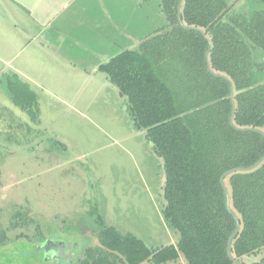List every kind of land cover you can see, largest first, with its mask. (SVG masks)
I'll list each match as a JSON object with an SVG mask.
<instances>
[{
  "label": "trees",
  "instance_id": "1",
  "mask_svg": "<svg viewBox=\"0 0 264 264\" xmlns=\"http://www.w3.org/2000/svg\"><path fill=\"white\" fill-rule=\"evenodd\" d=\"M255 1L253 10L236 12L227 0H160L166 25L100 65L163 159V216L180 240L149 247L108 225L95 207L99 244H75L72 264H167L181 254L187 264H237L227 251L236 220L225 187L240 220L233 258L264 264V159L254 166L264 157V134L256 130L264 132V0ZM7 92L37 119L28 83L13 74ZM6 240L0 229V245ZM65 258L42 263L69 264Z\"/></svg>",
  "mask_w": 264,
  "mask_h": 264
},
{
  "label": "rangeland",
  "instance_id": "2",
  "mask_svg": "<svg viewBox=\"0 0 264 264\" xmlns=\"http://www.w3.org/2000/svg\"><path fill=\"white\" fill-rule=\"evenodd\" d=\"M65 1L57 7L59 19L63 17L61 10H71L72 22L78 24L81 5L91 0H69L63 7ZM159 2L149 1L155 29L166 25ZM227 2L236 12L253 10L256 5L255 0ZM0 13L9 16L1 3ZM33 28L29 20L28 30L17 29V33L29 38ZM36 39L24 41L31 42L20 49L15 63L33 70H27L31 76L22 78L38 94L37 119L0 92V229L7 235L0 245V252H4L0 253V264H37L40 259L30 258L29 252L44 235L55 234L56 240L71 243L69 248L56 247L57 251L65 250L59 251L65 259L73 258V244H99L95 207L108 225L135 234L149 247L177 244L180 235L163 216V159L145 138V129L135 128L126 98L113 83L107 88L101 70L98 75L70 72L64 68L67 63L58 62L57 76L44 77L40 59L49 58V50L43 51L41 40ZM52 51L53 55L63 52L57 46ZM51 66L56 68L55 61L51 60ZM39 251L41 258H60L57 251L45 255L44 250ZM167 264L187 262L181 254Z\"/></svg>",
  "mask_w": 264,
  "mask_h": 264
},
{
  "label": "crops",
  "instance_id": "3",
  "mask_svg": "<svg viewBox=\"0 0 264 264\" xmlns=\"http://www.w3.org/2000/svg\"><path fill=\"white\" fill-rule=\"evenodd\" d=\"M62 1L0 0L2 7L6 6L9 13V16L0 13V23L3 25L0 30V62L3 63L0 66V92L8 96L9 77L17 74L36 95L38 109L40 102L37 92L22 78L31 76L27 70H33L30 67L25 69L24 64L15 63L20 57V49L31 42L25 43L27 39L37 38L41 40L43 51L49 50V58H41L40 63L45 67L44 77L50 78L57 76L56 72L60 68L58 62L67 63L68 67L64 68H69L70 72L83 71L89 75H98L101 64L124 50L136 49L144 38L155 31L150 0H91L81 5L78 24L72 22L71 10L69 13L65 9L61 10L63 17L59 19L57 7ZM68 4L69 0H66L63 7ZM120 15L126 17V20L123 21ZM29 20L34 23V28L29 32V38H25L27 34L20 35L17 29L27 31L26 23ZM56 46L63 50L59 55H53L52 49ZM74 58L81 62L80 66L78 62L73 63ZM51 60L55 61L56 68L51 66ZM89 62L92 63L91 67L87 66ZM102 74V80L111 89L109 84L112 82L104 72Z\"/></svg>",
  "mask_w": 264,
  "mask_h": 264
},
{
  "label": "flooded vegetation",
  "instance_id": "4",
  "mask_svg": "<svg viewBox=\"0 0 264 264\" xmlns=\"http://www.w3.org/2000/svg\"><path fill=\"white\" fill-rule=\"evenodd\" d=\"M40 244V245H39ZM59 244V246L58 247H63V248H65L66 247V245H67V243H66V241L64 242V241H62L61 239H58V240H56L55 239V234H50L49 235V239L46 241V243H36V244H34V248H32L31 249V251L29 252V254H30V258H32V257H37V258H41V257H39L40 255H41V253H40V251L39 250H44V251H42L43 252V254H44V252H53V253H55L57 250H56V247H57V245ZM65 246V247H64ZM69 246V245H68ZM75 247H76V250L73 252V256H74V254H75V256H76V254H78L79 253V248L75 245ZM65 252V251H64ZM57 253H59V257L61 258L62 257V255L60 254V252H58L57 251ZM45 255V254H44ZM77 257V256H76ZM42 258L44 259V260H48L47 262H51L52 260H51V258H49V256L47 255V256H42ZM42 258L39 260V262L37 263V264H43L42 262H43V260H42ZM69 259H72L71 257L69 258L68 257V260Z\"/></svg>",
  "mask_w": 264,
  "mask_h": 264
},
{
  "label": "water",
  "instance_id": "5",
  "mask_svg": "<svg viewBox=\"0 0 264 264\" xmlns=\"http://www.w3.org/2000/svg\"><path fill=\"white\" fill-rule=\"evenodd\" d=\"M232 99H233V96H232ZM231 122H232V117H231ZM257 131H259V132H261L262 134H264V132L263 131H261V130H259V129H256ZM264 159V157H262L254 166H256L257 164H259L262 160ZM232 171H235V169H231L230 171H228V172H226L222 177H221V180H222V183H223V185H224V187H225V182H224V180H225V177L229 174V173H231ZM225 191H226V197H227V207H228V210L233 214V216H234V218H235V220H236V229H235V231H234V233L231 235V237H230V239H229V241H228V246H227V251H228V255H229V257L232 259V260H234L237 264H243L242 262H240V261H237V260H235L234 258H233V255H232V242H233V239L236 237V235L238 234V232H239V230H240V220H239V218H238V216L232 211V209H231V206H230V198H229V193H228V190L226 189V187H225ZM58 246H59V244L57 245V248H58ZM65 247V246H64ZM57 248H56V250H57ZM61 248H63V247H61ZM65 248H69V246H68V243H67V245H66V247ZM64 249H61V250H58V252L60 251H63ZM65 251V250H64ZM72 252V251H71ZM70 252V253H71ZM70 259L69 260H67V262L69 263V264H72V263H70ZM72 262H73V260H72Z\"/></svg>",
  "mask_w": 264,
  "mask_h": 264
}]
</instances>
